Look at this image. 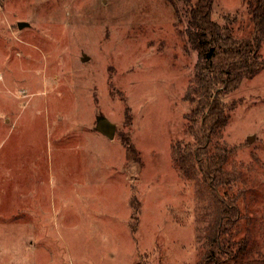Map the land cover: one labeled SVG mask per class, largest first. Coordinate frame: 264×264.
<instances>
[{"label":"rangeland","instance_id":"1","mask_svg":"<svg viewBox=\"0 0 264 264\" xmlns=\"http://www.w3.org/2000/svg\"><path fill=\"white\" fill-rule=\"evenodd\" d=\"M248 1L215 0L211 19L259 69L204 121L181 4L0 0V264H196L227 220L229 264L264 258V19Z\"/></svg>","mask_w":264,"mask_h":264},{"label":"trees","instance_id":"2","mask_svg":"<svg viewBox=\"0 0 264 264\" xmlns=\"http://www.w3.org/2000/svg\"><path fill=\"white\" fill-rule=\"evenodd\" d=\"M178 11V3L183 6V16L192 22L191 37L195 41L197 54L201 64V73L204 75V95L199 107H204L207 115H216L220 105L222 93L235 90L244 80L251 78L259 69L252 57L255 54V45L239 42L232 38L227 28H221L211 19V10L215 0H163ZM248 6L253 19L257 24L264 19V0H249ZM255 44L257 42L254 41ZM252 59L251 61H248ZM208 76V77H207ZM126 152L134 156V147L129 138L122 139ZM228 210V205L224 211ZM137 212V210H134ZM226 223V224H225ZM219 224L216 237L206 256L196 264H229V246L224 243L225 236L231 225L230 221ZM239 264H264V258L249 259Z\"/></svg>","mask_w":264,"mask_h":264},{"label":"water","instance_id":"3","mask_svg":"<svg viewBox=\"0 0 264 264\" xmlns=\"http://www.w3.org/2000/svg\"><path fill=\"white\" fill-rule=\"evenodd\" d=\"M27 23H18L17 27L18 29H22L24 27H27ZM100 129V131L105 134L108 138H112L113 137V131L114 128L113 126L109 125L108 122L104 121L101 126L98 127Z\"/></svg>","mask_w":264,"mask_h":264}]
</instances>
